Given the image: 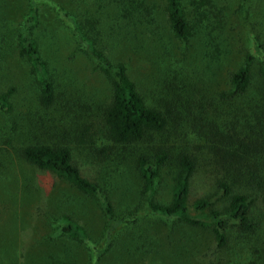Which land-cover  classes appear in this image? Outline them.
<instances>
[{"label":"rangeland","instance_id":"1","mask_svg":"<svg viewBox=\"0 0 264 264\" xmlns=\"http://www.w3.org/2000/svg\"><path fill=\"white\" fill-rule=\"evenodd\" d=\"M180 1L191 26L187 42L172 37L160 0H147L151 3L145 8L129 7V18L115 13L124 0H0V92L17 87L26 99L22 104L32 100L34 112L33 120L19 119L24 114L17 107L18 118L0 116V264H264V199L253 182L232 186L233 193L252 202L251 230L239 231L230 221L227 245L219 249L211 225L192 226L146 210L148 195H141L136 160L147 155L148 144L114 147L102 140L98 120H75L72 113L82 108L95 114L110 99V83L89 45L109 62L124 63L148 103L161 105L163 98L177 94L175 110H187V101L189 112L170 125L164 142L171 156L180 147L196 156L187 204L193 214L192 203L209 198L223 214L227 198L218 183L229 179L209 153L202 122L192 118L219 106L232 116L238 113L243 124L264 136L258 76L264 60V0ZM157 11L163 13L159 20ZM31 14V36L57 94L47 109L37 105L35 79L17 55ZM248 56L246 92L233 97L230 106L222 105L220 94L231 92L228 74ZM85 126L92 130L78 140ZM34 137L50 142L63 138L81 175L98 186V194L85 196L53 173L25 163L18 148ZM174 169L172 158L162 169L154 201H169ZM103 203L110 205L118 226L105 216ZM64 215L84 230L83 239L61 232Z\"/></svg>","mask_w":264,"mask_h":264},{"label":"trees","instance_id":"2","mask_svg":"<svg viewBox=\"0 0 264 264\" xmlns=\"http://www.w3.org/2000/svg\"><path fill=\"white\" fill-rule=\"evenodd\" d=\"M160 1L163 4L165 22L172 37L179 42H187L191 26L187 18V11L181 5V1ZM150 3L147 0H124L122 7L116 5L115 13L123 18L133 17L130 15L129 7L136 5L145 8ZM160 14V11L156 12L155 20L156 18L159 20ZM145 17H147V11H145ZM32 18L33 14L26 20L25 30L19 37L17 55L24 59L35 79L37 93L33 97L37 105L47 109L56 103L57 94L48 64L41 57L37 43L31 36ZM89 47V53L95 57L101 72L110 83L111 95L109 101L98 106L95 114L82 111V108L76 109L78 114L72 112L74 119L82 120L84 118L86 121L93 120L94 117L100 123L102 140L114 147L148 144L150 152L148 151L147 155L138 156L136 160L137 169L142 179L141 195H148L146 210L192 226L211 225L214 241L219 249H223L227 245L226 231L230 221L236 223V228L239 231L249 232L252 225L248 222V215L252 202L249 201L247 195L233 193L232 186L240 184L241 180L253 182L264 199V136L255 132L246 123L243 124L242 120L244 119L238 113L232 116L231 113L219 110V106L214 107L211 113L204 112V116L200 119L196 115L192 118V120L202 122L205 131L204 137L208 139L206 145L209 153L214 157L216 165L224 172L230 183L225 181L218 183L227 198L223 214L215 208L214 202L209 198L195 200L191 205L192 214L187 201L191 179L197 169L196 156L184 147H180L176 156H171L170 147L164 142V138L171 135L169 134L170 125L174 124L175 120L184 119L182 114H186L188 111L187 101L185 102L187 110L180 111L174 108V97L177 96L175 93L171 97L163 98L161 105L154 101L153 104L148 103L137 83L128 75L124 63L109 62L91 45ZM251 60L252 57L248 56L241 67L228 74L231 92L220 94L222 105H226L233 97L246 92L250 81ZM258 76L261 87V114L262 120H264V60L259 64ZM18 91L17 87L10 86L0 92V116L9 119L18 118L20 115H15L17 107L21 114H24L19 119L26 117L27 120H33L32 100H28V105L22 104L26 99L21 97ZM230 105V103L227 104V106ZM66 109L72 110L69 107ZM83 109L90 110L88 106H84ZM188 114L191 115V113ZM62 118L66 119L69 116L63 114ZM78 129L79 127L76 128L75 133ZM90 130H92V126L83 127L76 138L81 139ZM63 141V138L50 142L48 138L34 137L33 140L25 139L18 151L21 159L28 165L53 173L85 196H96L98 186L81 175L74 162L70 146ZM172 158L175 160V169L169 201L159 203L154 201L157 185L161 182L162 169L170 163ZM100 206L109 222L115 227L118 226L119 220L112 218L113 213L110 205L103 203ZM60 230L73 239L79 240L85 237L84 230L65 215L62 217Z\"/></svg>","mask_w":264,"mask_h":264}]
</instances>
